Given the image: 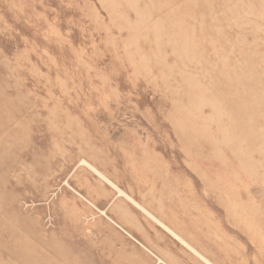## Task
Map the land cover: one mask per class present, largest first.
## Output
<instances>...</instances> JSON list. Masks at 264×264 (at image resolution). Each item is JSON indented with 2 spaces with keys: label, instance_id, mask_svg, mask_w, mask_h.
Here are the masks:
<instances>
[{
  "label": "rangeland",
  "instance_id": "374dc122",
  "mask_svg": "<svg viewBox=\"0 0 264 264\" xmlns=\"http://www.w3.org/2000/svg\"><path fill=\"white\" fill-rule=\"evenodd\" d=\"M85 162L264 264V0H0V264H209Z\"/></svg>",
  "mask_w": 264,
  "mask_h": 264
},
{
  "label": "bare ground",
  "instance_id": "6f19581e",
  "mask_svg": "<svg viewBox=\"0 0 264 264\" xmlns=\"http://www.w3.org/2000/svg\"><path fill=\"white\" fill-rule=\"evenodd\" d=\"M86 163V162H85ZM88 164V163H86ZM88 166L93 169L96 173H98L103 179H105L107 182H109L113 187H115L117 189V191L120 194L125 195L127 198H129L132 202H134L135 204L139 205L138 202L136 200H134L132 197H130L126 192H124L119 186H117L115 183H113L110 179H108L102 172H100L99 170H97L96 168H94L92 165L88 164ZM140 206V205H139ZM145 212H147V214H150L154 219V221L156 220L160 225H162L167 231H169L173 236H175L178 240H180L183 244H185L186 246H188L191 250H193L196 254H198L201 258H203L207 263L209 264H214L213 262H211L209 259H207L205 256H203L201 253H199L185 238H183L182 236H180L178 233H176L175 231H173L170 227L166 226L160 219L156 218L154 215H152L148 210H146L145 208H143L142 206H140ZM158 259V258H157Z\"/></svg>",
  "mask_w": 264,
  "mask_h": 264
}]
</instances>
